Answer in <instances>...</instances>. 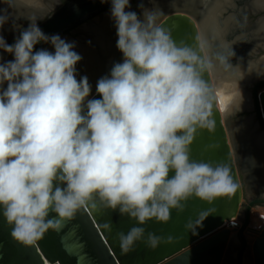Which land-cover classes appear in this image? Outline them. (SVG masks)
I'll list each match as a JSON object with an SVG mask.
<instances>
[{
    "label": "clouds",
    "instance_id": "1",
    "mask_svg": "<svg viewBox=\"0 0 264 264\" xmlns=\"http://www.w3.org/2000/svg\"><path fill=\"white\" fill-rule=\"evenodd\" d=\"M2 2L13 8L14 0ZM110 3L123 58L97 80L100 98L88 99L87 76L77 79L82 57L74 42L44 34L37 17L12 44L0 35V49L14 57L0 63V216L22 245L59 231L61 221L97 202L144 225L168 221L170 210L182 212L192 197L212 202L238 189L227 163L193 159L190 149L199 130L214 131V109L225 118L240 110V79L219 103L220 86L205 79L217 67H234L232 46L213 50L204 35L174 40L158 22L159 7L139 4L141 19L125 10L129 0ZM10 18L0 9V27ZM41 41L54 51L34 52ZM210 212L185 228L195 233ZM117 239L122 253L137 242L151 249L165 242L142 226Z\"/></svg>",
    "mask_w": 264,
    "mask_h": 264
},
{
    "label": "water",
    "instance_id": "2",
    "mask_svg": "<svg viewBox=\"0 0 264 264\" xmlns=\"http://www.w3.org/2000/svg\"><path fill=\"white\" fill-rule=\"evenodd\" d=\"M174 1L170 0L167 4L171 6L161 9L163 13H166L159 17L158 22L163 23L162 26L171 31L174 40L188 38V42L191 43L192 37L200 35L197 17L203 15L204 11L193 12L190 9L173 5ZM147 2L149 9H152L155 1L147 0ZM129 3L131 7L126 10L138 14L137 0H135L134 10L130 1ZM235 3L237 0H232L234 8L228 7L221 13L219 22L224 26L223 39L226 43L224 46L229 48L232 46L235 53L230 58V63L246 64L247 56L238 49L245 41V37L239 35L238 32L241 24L246 21L239 19L241 12L236 10ZM246 6L247 9H242L241 16L244 18L250 12L258 14L264 10V8H249V3ZM110 7V0H105L104 3H101V0H67L51 12L46 14L42 12L37 15L36 23L46 35L63 36L68 30H80L81 26L101 19L105 13L110 11ZM0 9H7L11 17L17 12L14 5L11 8L2 0H0ZM230 12H233L234 17H231V20L224 25L223 19L228 17ZM18 21L22 22V19ZM26 23L29 24L30 20ZM255 25H258V21L251 24V27ZM2 30L5 33L1 31L0 35L5 40L17 34V26L9 30V33L5 29ZM81 32L82 36H86L85 32ZM112 35L114 46L110 48L111 50L117 48L118 39L116 33ZM68 41L71 43V40L68 39ZM43 43L45 42L41 41L36 45ZM221 45L217 39H214L211 48L214 50ZM255 49L256 45L250 48V51ZM109 56L102 57L97 64H106ZM13 58L12 54L0 49V63L11 61ZM122 58L121 54L115 63L121 62ZM109 72L110 69H107L102 76ZM80 74L87 76L88 79L90 77V74L85 71H81ZM81 76L79 75V78ZM205 79H209L213 84L211 72L208 77L205 74ZM252 80H249L247 86L251 85ZM260 85L263 87L258 90ZM95 88L96 85L88 99L100 98ZM252 97L258 124L264 131V79L257 80L252 85ZM246 108L240 109L233 115ZM230 117L222 118L218 109H214V131L209 133L207 130H199L190 149L193 159L212 160L229 165L233 179L238 184V189L234 194H228L229 197H217L212 202L192 197L184 202L182 212H177L175 209L170 210L168 221L150 219L144 225H137L134 219H130L127 215L122 216L118 210L103 208L97 202L96 208L91 205L83 207L73 218L61 221L62 226L59 231L49 229L41 240L30 246L15 241L10 235L11 227L0 216V264H222L235 233L241 242L236 254V264H243L245 251L248 253L245 264H264V222L257 229L250 226L251 209L255 205L264 206V197L248 200L243 208L244 186L240 177L242 173L246 179L245 183L250 188H254L250 179L260 184L264 181V135L246 122V125L243 122L241 124L229 123ZM209 144H215L216 147L208 149ZM172 175H174V170L169 173L170 177ZM209 209H213L214 212H210L201 225L196 226L195 233L185 228L189 219L194 222L201 212ZM236 217L240 219L241 224L233 234L230 226L233 225ZM49 218H55V214L50 213ZM133 226H142L145 228V235L147 232H152L161 236L165 242L155 249L149 248L143 242H137L131 251L122 253L117 233H127ZM248 233L254 234L250 252L245 248ZM168 237L172 239L168 240Z\"/></svg>",
    "mask_w": 264,
    "mask_h": 264
},
{
    "label": "bare ground",
    "instance_id": "3",
    "mask_svg": "<svg viewBox=\"0 0 264 264\" xmlns=\"http://www.w3.org/2000/svg\"><path fill=\"white\" fill-rule=\"evenodd\" d=\"M154 1L155 2L153 3V6L159 7L160 9L165 8L167 6H171V4H167L170 2V0H154ZM231 1L232 0H212L210 1L206 6L205 14L203 13V16L197 19V24H198L200 35H204L205 37H207L210 41V44H212V41L214 39H217L219 43H221L222 45H226L223 39V36L225 33L224 26L220 24L219 16L226 8H228L226 7V5L228 6L232 5ZM33 2L34 0H14L13 5L15 6V8H17V12H15L14 17L15 16L18 17L21 15V16H25L26 18L30 19L42 13L43 12L42 10L35 11L36 10L35 8L33 9V11L27 10L25 13L24 8L26 6L32 5ZM137 3L138 5L142 3L145 8H149V5L146 2V0H137ZM173 3H174L173 5L180 6L186 9H190V6H191L189 5L188 7V5L186 4L179 5L177 4L176 0ZM255 4L257 7L263 8L262 6H264V0H256ZM40 5H42V3H40ZM38 7L40 6H37V8ZM126 11H128V9ZM138 12H139L137 14L138 17L142 19L143 9L138 7ZM232 14L233 12H230L229 16L223 19L225 23L224 25H226V23H228L231 20V17H234L233 16L234 14L233 15ZM29 19H27V21ZM260 20H264V18H261ZM6 24L3 25V28H0V32L3 31L1 33H5L4 30L2 29H5L6 32L12 29V27L8 28ZM83 26H81L82 30H84L88 34L89 36L88 40L90 41V44L84 45L82 43V46H79L76 48L77 50H74L82 57V59L78 61L77 64L75 65L76 70H77L76 75H77V79L79 80V75L81 76L80 74L81 71H85V73L90 74V77L88 80H89V83L93 87L94 85H96L97 80L101 78L102 75L104 74L105 65L107 67L106 68V71H107V69H111L115 61H117L119 58L118 57L117 60H114V61L112 60L110 63L108 62L110 60L109 58L106 64L104 65L103 63L97 64V62L102 57L107 56V55L108 56L113 55L111 53H113L115 49L111 50L110 48H113L114 46L113 44L114 38L112 34L116 33V28L114 26V21L111 18L110 12L105 13L101 19H97L93 21L92 23H90L89 25H83ZM259 30H260L259 32L261 33V36H264V21H261L259 25ZM253 63L255 62H252L249 64H245L241 62L235 63V64H232L234 67L230 71H225L222 67H217V69L214 72H211L213 85L220 86L218 89V103L219 101H223L227 99L228 94L235 90L236 82L240 79L238 81V85L243 95V101L240 105V109L244 107V104H245L244 96L245 95L243 93L241 84L239 83L240 82L242 83L243 80L249 81L252 77L255 76V74L250 72L251 67H254L252 71L253 72L255 71V73L260 72V70L262 69V66L260 67L259 64L256 65ZM228 80L234 81V84H232L231 82H228ZM221 114H222V118H225L224 113L221 112ZM240 224H241L240 219L238 217L234 218V223L233 225L231 224L230 226L233 234L237 230V228L240 226Z\"/></svg>",
    "mask_w": 264,
    "mask_h": 264
},
{
    "label": "flooded vegetation",
    "instance_id": "4",
    "mask_svg": "<svg viewBox=\"0 0 264 264\" xmlns=\"http://www.w3.org/2000/svg\"><path fill=\"white\" fill-rule=\"evenodd\" d=\"M66 1L67 0H34L35 3L33 2L32 5L26 6L24 8V10L26 13L27 10L33 11V9L35 8L36 9L35 11H37V10L41 11L42 10L44 12V14H46V13L51 12L53 9H55L60 4L66 2ZM176 1H177V4H179V5L180 4L181 5L186 4V5H188V7H189V5H191L190 10L193 12H196V10H203L204 11L203 13L205 14L206 6L212 0H180V1L176 0ZM255 2H256V0H237V3H235V5L237 6L236 10L241 12L240 15L238 16L239 19H241L242 21H244V19H245V21H246V23H243V24H241L242 21L240 22L241 27H240L238 34L245 37V39H244L245 41L242 44V46L238 47V49L241 50V52H243L247 56L246 64L255 62L253 64H256V65L259 64L260 67L262 66V69L260 70V72L255 73V71L254 72L252 71L254 69V67H251L250 72L255 74V76L251 78V79H253L251 81V85L247 86L248 82H249L247 80H245V81L243 80L242 83L240 82L241 87L242 88L244 87V89L246 88V90H247V95H246V91H244V93H245L244 94L245 95L244 96L245 97V101H244L245 104H244V107L241 109H244L246 107L247 108L243 111L244 114L241 115L236 120L237 122H233V123H240L241 124V122H243L244 125H246V124L253 125L256 128L257 132L262 133L264 135V131L259 126L258 121H257L256 113L254 110L253 97H252V85L255 83V81L260 80V79H264V36H261V33L259 32L260 31L259 25H260L261 21H264V20H260L261 18H264V10L258 14H253V12H250L246 15L245 18L243 16H241L242 15V9L243 10L247 9L246 4L249 3V8H255V7H257ZM40 3H42V5H40ZM133 3L135 4V0ZM231 3H232V1H231ZM37 6H40V7L37 8ZM226 7L234 8L233 4L231 6L226 5ZM262 7L264 8V6H262ZM257 8H260V7H257ZM201 16H203V15H201ZM201 16H198L197 19H199ZM20 18L22 19V22L18 21ZM27 19L28 18H26L25 16H21V15L18 17L12 16L9 19V21L7 22V24L6 23L5 24L7 25L8 28H11V27L13 28V27L17 26V34H16V36H14V37H17L20 34L21 30L28 27L29 24L26 23ZM255 21H258L259 25H255V27H251V24H253ZM0 28H3V27H0ZM69 31H71V30L66 31L65 33L69 32ZM59 36H62V35H59ZM14 37H12L8 40H5L6 43L9 44L12 40H14ZM41 45L42 44L35 45L33 48V51L34 52L37 51L39 48H41L43 46V45L42 46ZM254 45H256V49L251 52L250 48H252ZM117 52H119L118 55H117ZM112 54L113 55L109 56V58H110V60L108 61L109 63L111 62V60H113V61L117 60V58L120 56L121 52L118 49L117 50L115 49V51ZM106 68L107 67L105 65L104 71L106 70ZM262 87H263L262 85L258 86V90L261 89ZM245 122H246V124H245ZM244 125H242V126H244ZM240 177L243 181L242 184L244 186V180H243L244 176L242 173L240 174ZM263 180H264V178H263ZM249 181L252 183V185H254V188H260L261 189V192L255 196H253L251 199L259 198L261 196L264 197V181H262L261 184L258 182H254L253 179H250ZM244 192H245V187H244ZM248 200H250V199H248ZM245 205H246V203L244 204V207H245ZM240 245H241V242L235 233L234 239L232 240V243L230 245L233 247L234 253L231 251L232 249H230L231 252L230 251L227 252V255L225 258L227 264H236V254H237V251H238ZM245 248H247V241H246ZM247 254L248 253L245 251L244 256Z\"/></svg>",
    "mask_w": 264,
    "mask_h": 264
},
{
    "label": "rangeland",
    "instance_id": "5",
    "mask_svg": "<svg viewBox=\"0 0 264 264\" xmlns=\"http://www.w3.org/2000/svg\"><path fill=\"white\" fill-rule=\"evenodd\" d=\"M130 2H131V4H132V7H133V10H134V0H129ZM146 2H147V0H146ZM148 3V2H147ZM147 9H149V8H147ZM110 11H108L107 13H109ZM166 13V12H165ZM164 13V14H165ZM98 17V16H97ZM84 27V26H83ZM80 30L81 31H83V32H85L84 30H82V27H80ZM80 30H78V29H76V30H71V31H69V32H67V33H65L63 36H60V38L61 39H66V38H68L69 40H71V42H74V50H77L76 48L77 47H79V46H82V43L84 44V45H86V44H90V41L88 40V38H89V36H88V34L85 32V34H86V36H82V32L80 31ZM80 36H82L81 38H80ZM68 39L66 40V42H69L68 41ZM86 40V41H85ZM85 41V42H84ZM43 45V46H42ZM41 46V48H39L38 50H40V49H47V50H49V51H54V48H53V46L50 44V43H48V42H45V43H43ZM115 58V57H114ZM106 71V70H105ZM228 82H231L232 84H234V81H230V80H228ZM240 84V83H239ZM93 87H95V85L93 86ZM93 87H92V89H93ZM243 89V93H244V91H246V95H247V90H246V88L244 89V87L242 88ZM245 94V93H244ZM244 114V112L243 111H241V112H238V113H236L235 115H232L231 117H230V121H229V123H233V122H236V120L241 116V115H243ZM243 180H244V187H245V192H244V199H243V207H244V204L245 203H247V200L248 199H251L253 196H255V195H257V194H259L260 192H261V189L260 188H250L248 185H247V183H245L246 182V179H244V177H243ZM239 221V220H238ZM264 222V206H262V205H255L254 207H252V209H251V216H250V226L251 227H254V228H259V226H261V224ZM235 235V234H234ZM233 235V236H234ZM253 238H254V234H252V233H248V234H246V241H247V251L248 252H250V244H251V242H252V240H253ZM230 249H232L231 251L234 253V251H233V247L232 246H229V249H228V251H230ZM230 251V252H231ZM245 257H248L247 255H245L244 257H243V264H245ZM226 258V257H225ZM225 258H224V260H223V263L222 264H227L226 263V260H225Z\"/></svg>",
    "mask_w": 264,
    "mask_h": 264
},
{
    "label": "trees",
    "instance_id": "6",
    "mask_svg": "<svg viewBox=\"0 0 264 264\" xmlns=\"http://www.w3.org/2000/svg\"><path fill=\"white\" fill-rule=\"evenodd\" d=\"M14 42V40H12L9 44H12ZM9 54V53H8Z\"/></svg>",
    "mask_w": 264,
    "mask_h": 264
}]
</instances>
